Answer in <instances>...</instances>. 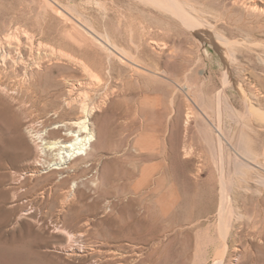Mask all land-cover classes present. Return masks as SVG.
Wrapping results in <instances>:
<instances>
[{"label": "rangeland", "instance_id": "374dc122", "mask_svg": "<svg viewBox=\"0 0 264 264\" xmlns=\"http://www.w3.org/2000/svg\"><path fill=\"white\" fill-rule=\"evenodd\" d=\"M54 1L59 6L71 9L73 14L76 12L83 14L82 20L85 18L83 21L86 25L97 28H94L95 31L104 36L107 34L130 58L138 59L141 67L148 68L147 53L137 56L129 41L131 35L127 26L131 21L133 27L137 28L146 22V17H143L142 21L121 17L120 13L126 9L129 11V6H126L128 0H52ZM197 1L196 8L203 20L207 22L208 28L212 26V32L205 30L210 38L202 41L198 39L197 33L201 31L193 33L183 29L184 32L181 33L174 32L177 29L173 27V31L170 27L168 31L170 36L179 34L176 42L180 47H176V51L188 58V63L197 66L194 68L196 77H200L198 71L211 78L206 87L200 90L204 91L207 103L212 101L213 110L210 109V104L209 108L201 107L193 98L196 105L189 103L192 118L185 125L183 114L174 113L177 112L178 104L184 102L179 89L175 93L174 86L152 81V77L143 72L142 75L136 76L138 78L131 77L132 81L126 77L122 81L121 77L127 75L130 66L115 57H111L108 63L106 53L98 46L88 49L87 53L84 52L85 50L77 46L79 44L75 41L76 37L83 38L77 27L72 24L62 25V20L47 8L46 0H0V53L10 48H31L33 53L29 55L32 57L25 55V62L26 60L30 62L39 55L42 57L43 54H50L48 52L52 50L55 55L61 50L64 53L70 52L68 55L77 56L76 58L87 63L93 53L98 55L97 60L90 59L89 62L94 70L92 73L98 75L96 78L91 77L90 80V76L81 71L67 69L64 64L65 58L59 61L55 58L58 56L53 54L51 63L46 61L45 66H54L55 62L56 66L51 72H47L46 78L39 79L41 83L34 85L35 88L29 87L30 89L20 76L15 75L12 67H8L7 70L0 67V83L4 90H7L5 98L11 102L14 109L8 112H14L23 124L28 119H34L35 122V117H46V128L38 124L36 127L41 132L47 129L48 133L47 126L51 122L59 121L60 118L53 117L51 110L48 111L50 102L45 93L46 81L53 78L59 80L61 77L76 81L81 79L78 83H84L78 86L80 97L86 96L87 103L94 107L97 118H94V115L93 121L97 120L96 126L103 131L100 145L96 147L100 163L87 176L88 179L94 180L97 177L96 185H87L84 181L78 183L81 186L77 184L76 188L73 184L74 189L81 191L77 194L76 189L71 190L72 182H69L65 188H57L41 198L38 195L39 189L46 184L44 178L50 175L51 171L40 169L37 176L30 177L28 163L31 158L27 161L1 163L0 264L139 263L140 258L137 260L135 247L141 245L145 239L162 234L170 225L187 223L191 216L201 217L203 212H211L214 205L213 218L216 217V209L219 206L217 190L221 176L226 179L233 178L235 182V186L234 184L230 186L233 189V197L238 199V204H233L235 208L240 204L236 212L243 215L241 222L236 223L241 227L238 231L242 234L239 245L242 244L243 247L248 245L250 255L256 264L262 262L264 264V252L259 249L264 246V217L261 214V206H257L255 211L252 207L244 212L241 200V194L247 185L253 191L261 192H264V187L260 188L251 180L246 183V177L236 181L235 177L238 178V175L232 173L233 170L231 172L232 166L229 165L226 152L221 154L217 150L212 151L213 146L216 149L224 147L225 142L216 135L217 132L209 122H207L209 128L205 125L199 127V119L205 116L212 120V123L214 121L219 124V130L222 129L221 133L227 140L230 138L237 142L239 135L243 133L250 144L258 147L259 160L264 162V120L259 121L260 123L256 121L247 113L245 106L251 103L264 111V63H259V58L262 56L264 58V25L256 29L251 23L252 17L241 9L255 1L260 5L264 0ZM201 8L203 11L199 10ZM132 10L134 15H137V12ZM260 21L264 24V20ZM245 25H251L253 30L244 28ZM216 34L236 42L232 45L231 56L225 53L226 47L215 37ZM248 40L259 42L261 46H250ZM166 54L167 51L162 55ZM158 64L163 65L162 61H158ZM168 70L174 81L183 83L181 76L175 74L172 67H168ZM56 89L59 90V87ZM55 90L51 89L52 92ZM11 114L0 109L2 153L14 149L7 144L9 138L14 136L10 129ZM258 125L261 127H257ZM217 137L219 141L215 140ZM187 150L191 151L190 156L184 158L183 153ZM107 163L112 165L105 169ZM148 175L167 179L157 184L147 196L134 195L149 187ZM212 184L217 190L211 188ZM22 185H26L27 190L19 189ZM64 190H68L64 198L66 203L61 195ZM71 192L74 193V197ZM209 194L213 195L214 203L205 207ZM171 201H188L189 204L177 206ZM191 201L195 203L192 204ZM63 202L65 206L61 210ZM142 204L149 205V209H144ZM205 226V223L198 226L202 228L199 237L204 235V238L208 232L209 235L216 236L215 226L210 230H205ZM248 233L252 237H249ZM192 237L188 240L191 245ZM161 241L163 242L161 248L152 253L153 255L147 256V259L145 257L144 264H184L182 260L187 241L182 237L174 240L172 233L168 239L162 237ZM221 263L237 264L229 258Z\"/></svg>", "mask_w": 264, "mask_h": 264}, {"label": "bare ground", "instance_id": "6f19581e", "mask_svg": "<svg viewBox=\"0 0 264 264\" xmlns=\"http://www.w3.org/2000/svg\"><path fill=\"white\" fill-rule=\"evenodd\" d=\"M197 4H198L197 0H128V5L126 3V6L127 7L129 6L128 8L129 11L127 12L126 9L124 12L120 13L122 15L121 17H124L127 20L129 18H133V19H140L141 21L144 20L143 17H146V22L142 25L139 23L140 25L137 28L133 27L134 24L131 21L128 22V24L126 23L127 26L129 27V31L131 35L129 41L132 44L131 45L132 49L135 50L137 56L147 53L146 57L148 59V68H143L139 65L138 59L130 58L126 54V51L122 49L119 45H117L116 42H114V40L112 41L107 34L106 36H104L101 33L95 31V29L97 28L94 27L95 28L94 29L90 25H86L85 22L83 21L85 18L82 20L83 14H80L78 12H76V14H73L71 9L62 7V5L59 6L55 3V1L52 2V0H46L47 8H49L52 11V13L57 15L62 20L61 22L62 25L66 26L67 24L68 25L72 24L77 27V31L82 35L83 38L76 37L75 41H77L79 45H77L76 43L75 44L77 46H81L85 50L84 52L87 53L88 49L92 48L93 46H98L100 50L106 53V61H108V63L111 61V57H115V59L124 62L128 66H130L127 75L121 77L122 81L125 80L126 78H128L127 80L132 81L134 77L142 75L143 72L144 74L147 73L148 75H150L152 77V81L161 84L167 83L170 86H174L173 88L176 89L175 93H177L179 89L181 91L180 94H182L181 96L184 102L183 104L181 103L178 104V106L176 107L177 112L174 113L177 114L178 112H181L183 114V117L185 119L184 120L185 125H187L189 119L192 118L191 117L192 109L190 107L191 104L189 105V103L190 102L194 103L193 98L196 99L195 101H197L201 107H208L209 106L208 104H210L211 105L210 109L213 110L212 101L210 100L207 103L204 91L200 90L203 89L204 86L206 87L208 80L211 78L209 77V75L205 76L204 73L200 74V72L198 71L197 74L200 77H198L199 79L196 77V72L194 73V68L196 69L197 66L195 67L194 65H191L190 62L188 63L189 59L176 51V47L178 48L180 47V45L177 44L178 42L177 35L179 34L175 33L174 34L175 36H170L169 35L170 32L168 31V28L173 27L177 29L174 32H181V33L184 32L183 29L193 33L195 31L196 32L201 31V33H197L198 34L197 38L200 39L201 41L205 39H209L210 37H208V32L206 33L205 30L208 29L209 32H212L211 31L212 26L209 25L211 27L208 28L207 22L203 20V17L196 8ZM132 9H134V11L137 12L136 13L137 15H134L135 13L133 12ZM241 9H243V11L247 12V14L252 17L251 23H253L256 29H260L263 27L264 24L260 20L261 19L264 20V3H261L259 5L256 3V1L251 2L248 3L246 6L244 5ZM199 10H202V8ZM251 25H249L250 27L248 25L247 26L245 25L244 28L249 30L251 28L252 31L253 28ZM135 29L137 30L139 29V32H137V30ZM215 37H217L220 40V42L223 43L224 46L226 47L225 53L231 56L232 55L231 52H233L232 45L235 44L236 42L230 41L220 36V34L219 35L216 34ZM113 39H117V38H113ZM246 43L248 44V42ZM249 44L250 46H256V47L261 46V43L259 44V42L251 41ZM52 51L48 52L50 54L47 53L43 54L44 56L42 57H39L41 56L39 55L40 53H38L39 55L38 57H35L34 56L35 53H34L33 56L35 58L32 61L30 60V62L29 61L27 62L26 60L27 62L26 63L24 61V57L27 54L29 55L33 53L31 48L27 49V48L17 47L15 49L12 48H10L9 50L6 49L0 53V67L6 70L8 67L9 68L12 67L11 69L12 71L15 72V75L20 76L23 79L24 84L28 86V88L29 87L31 88L40 82L39 80L40 78H46L47 72L48 71L51 72L54 66H56L57 64L56 62L54 63L55 65L53 64L54 66H50V67H48L49 65L45 66L47 62L51 63L50 62L52 60L51 56L54 54ZM61 51L63 53H61ZM61 51L58 54H56L58 57L55 58H57V60L59 59V61L65 58L66 63L64 64L65 66H67V69H74V70L76 69L78 71H81L83 72V74L85 73L88 76H90V80H92L91 77L96 78L98 76L97 74L92 73V71L94 70L92 64L89 63L91 62L92 59L93 60L98 59V55L96 53L95 54L93 53L92 56H90L91 58L89 57L91 60L89 59L90 61L88 60L87 63V61L85 62L84 60H80V58L79 59L76 58L77 56L73 57V55L72 56L68 55L70 52L67 53L66 51L65 53L67 54H65L63 50ZM166 51L167 54L162 55ZM135 52L133 53L136 54ZM262 55L260 54V56ZM31 57L29 55V58ZM262 57L259 58L260 60L259 63L260 62L264 63V58ZM158 61H162L163 65L159 66ZM202 62H204L203 59ZM59 64L62 65V63L60 62ZM110 66L108 65V67ZM113 66L115 65L113 64ZM168 67H172L175 71V74L181 76V80L183 81V83H179L180 81L178 80L176 82L171 78L173 76L169 72ZM108 69L110 70V68ZM131 77H133L132 80ZM80 80L76 81V80L67 79L65 77H61V79L59 80L53 78L49 81H46L47 86L45 89V93L47 94L48 100L50 102V109L48 111L51 110L50 113L53 114V117L60 118L59 121L51 122L49 126H47V128L49 129L48 133H47V129L41 132V130L37 129L36 127V125L38 124L46 128L45 125V123L47 122L46 117L44 116H40V117L38 116V118L35 117L36 118L35 122L34 119H28L23 124L21 120H19L16 117V115H14V112H8V110L14 111V109L13 107H11L12 105L11 102L5 98V96H7L5 92L6 89L4 90L3 85L0 83V109L5 110L7 114L12 113L11 114L12 119H10V129L14 135L12 138H9L7 142V144L11 145L14 149L12 151L5 150L3 151V153L0 152V165L4 161L7 163L8 162L15 163L18 160L27 161L30 160L31 158V161H29L28 163V168H29L28 175L30 177L37 176L40 172V169H45L47 170V172L51 171V173H49L50 175L44 178V180L47 181L46 184L39 189L38 195H40L41 198L50 194L53 190L57 188H65L66 184H68L69 182H72L71 190L74 187L73 184H75L77 188V184L84 183V181H86L85 183H87V185L88 184H91V186L96 185L95 181L97 177L94 180V179H88L87 176L88 174H90L89 172L95 170L98 164L100 163V158L96 153V147L100 145L101 136H102L101 133H103V131L96 126L95 122L97 120L94 119L96 121H93V116L96 113L94 107L93 108L90 107L91 103L90 104L87 103L88 99L87 100L85 99L86 97L85 95H84L85 97L82 96L84 100L82 99V97H80L81 94H79L78 86L84 83V82L78 83V81ZM95 82H97V80ZM98 85L100 84L98 83ZM58 87L59 90L57 89L55 90V88ZM95 88H97V86ZM51 89H54L55 91L52 92ZM245 106L247 107V113L251 117H253L256 121L259 122L261 120L262 121L264 120V113H263L264 111L262 109H260L259 107H255L251 103H248ZM199 112L201 111L199 110ZM94 118H97L96 115ZM205 119H207L205 116L199 119V127L205 125L206 128H209V125L207 124V122H209V124H211L213 129L217 132L216 135L217 136L219 135V137L225 142L224 147H217L216 149L213 146L212 151L217 150L221 152V154L222 152H226L229 165L232 166L231 172L233 170L232 173L238 175V178L235 177L236 181L242 180V178L246 177L245 179L246 183L249 180H251L254 183H256L259 187L260 186L264 187V162L259 160L260 156L258 155V147L254 146L255 144L253 145L250 144L248 138L244 136L243 133L239 135L238 137L239 141L237 142H233V139L230 138H228V140L225 139L223 136L224 134L221 133L222 129L219 130V124L215 123L214 121L212 123V120H208V119L205 121ZM22 121L24 122L23 117H22ZM257 127L260 128L261 126L258 125ZM256 136L258 137L257 134ZM219 137H217V139L215 140L219 141ZM104 145L102 146V150ZM190 153L191 151L189 150L185 151L183 153L184 158H189ZM123 162L124 161L122 160V163ZM119 163H121V161ZM111 165H112L111 163L105 164V169L111 167ZM220 169L222 171V168ZM30 177L29 179H31ZM147 177H149L147 179V181L150 182L149 187L141 190L138 193H134V195L137 194L139 197L147 196V194L153 191V189L156 187L157 184L167 179L162 176L153 177V175H148ZM220 178L221 181H220V185L218 186L219 187L218 190L214 184L211 185L212 189L215 188V190H217V195L219 197V206L217 207L215 213L216 217L213 218V212L215 207L214 205L211 212H203V216L201 217L193 218L191 216L189 222L184 224H178L175 226L170 225L169 228L163 231L162 234L157 235L148 240L145 239L144 241H142L141 245L135 247V254L137 255V260L138 258H140L138 260L139 263L136 264H144L145 260L147 259V256L153 255L152 253H156L161 248L163 244L161 238L165 237L168 239L170 233L174 235V240H177V238L182 237L187 241V243L189 242L188 240L190 239V237L193 236L192 237L193 245L188 243L184 251L183 260H182L184 264H222L221 262L226 258L227 259L229 258V260L233 259V261H235L237 264H248L249 262L250 264L257 263L252 259L251 257L252 255H250L251 250L249 249L248 245H246L245 247H243L242 244L241 246L239 245L242 239L241 236L242 234H240L238 231L241 227L238 226L236 223L241 222L243 215L236 212L237 209L240 208L238 207L240 204L237 205L236 208L233 204V203L238 204L237 203L238 199L237 197H233V191H232L233 189L230 186V184L233 185L235 182L234 180H232L233 179L232 177H231L232 179L230 178L226 179L225 177L222 176ZM79 185L81 186V184H78V186ZM25 186L22 185L19 187V189H23L22 191H25L27 190ZM75 189L73 188L74 191ZM78 190L76 189L75 192L76 194L81 192L80 189ZM249 190L251 191L250 193L248 192ZM63 192L64 194H62ZM63 192L61 193V195L64 201L66 194H68V190H64ZM244 192L243 194H241V200L244 205V212L248 211L252 207H253L252 210L255 211L257 206H261V214L264 217V192H261L259 190L253 191V189L249 188L248 185L246 186ZM73 194L74 193H72V196ZM64 202L62 203L61 210H63L62 208L63 206H65ZM171 202L173 205H177V206L189 204L188 201L187 202L171 201ZM191 203L193 204L195 202L191 201ZM212 203H214V197L212 194H209L207 200L205 201V207L209 206ZM142 206L146 210L149 209V205L147 204H142ZM251 218H253V216ZM203 223L206 224L205 230L208 229L210 230L212 226L213 227L215 226L216 236L209 235L210 233L208 232L209 234L206 233L204 238H203L204 235L201 236L203 239L199 237L202 228L200 229L198 228V226ZM250 233H248V235L249 237H252L250 236ZM244 236L246 237L247 234ZM259 249L261 252H264V246L259 247Z\"/></svg>", "mask_w": 264, "mask_h": 264}]
</instances>
